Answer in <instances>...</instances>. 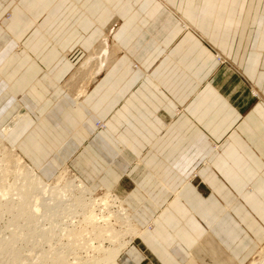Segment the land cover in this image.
<instances>
[{"label":"crops","instance_id":"obj_1","mask_svg":"<svg viewBox=\"0 0 264 264\" xmlns=\"http://www.w3.org/2000/svg\"><path fill=\"white\" fill-rule=\"evenodd\" d=\"M5 2L0 32L13 48L0 58V101L36 118L17 147L48 178L71 163L106 188L140 186L135 219L153 228L123 263L253 256L264 244V0H0V13ZM109 27L118 58L79 102L64 87L78 66L61 80L72 42L84 61Z\"/></svg>","mask_w":264,"mask_h":264},{"label":"bare ground","instance_id":"obj_2","mask_svg":"<svg viewBox=\"0 0 264 264\" xmlns=\"http://www.w3.org/2000/svg\"><path fill=\"white\" fill-rule=\"evenodd\" d=\"M112 32L113 28H110L107 31L103 30V32L97 31L96 34H93L94 36L92 35L93 41L97 43L96 46L90 41V54L64 86L73 99L75 98L80 102L83 97L87 96L98 75L112 66L118 58L120 46L113 40ZM96 122L100 123L96 133L98 135L102 127H104V123L100 119ZM4 131L6 132V130ZM0 155L7 158L6 160L5 158L0 159V171L14 175L17 178L19 175H22L23 180V182L20 179L7 185L8 182L4 181L1 172V180L6 184L0 189V195L8 197L13 194L20 198H25L31 191L38 190L43 194L31 199L32 210L36 216L40 219L45 218L41 215L43 205L41 198L46 195L50 198V206H54L59 211L55 216L56 219L54 218L55 220L52 221L50 229L46 233H44L45 231L40 232L37 234V237L40 240L43 239L50 246L56 243V241L63 243L62 247L64 251L59 252L60 254L51 250L45 251L36 257L35 260L38 262L43 261L44 264H52L54 262L69 264L65 262L66 251L78 252L79 250H83V252H86V256H88L87 261L79 258L76 260V263L74 261L72 264H81V262H83L82 264H121L123 255L130 249V243L134 240H140L145 234L146 230L135 221L134 214L127 204L131 193V198L134 197L133 192L135 191L133 190L136 187L140 189L138 184L136 187L134 185L130 186V188L134 187L133 190L127 188L128 190L124 194L120 193L117 186L116 188L113 187L111 192H107L102 197L96 198L94 188L98 184H101L102 176H98L96 180L87 184L69 166H66L58 175L53 177L54 181L51 183V181H45L37 173L34 166L24 161L22 152L18 150L13 151L2 141H0ZM206 164V166L209 165V163ZM135 171L138 170L135 169ZM197 178L193 177L192 180ZM17 182H21V184L19 183V185ZM138 192L141 194L140 197L143 198L142 193ZM9 208L10 210H17L18 213L24 214L22 212L26 211L27 204L22 202L18 203V206H14L9 203ZM149 227L150 229L153 228V224ZM13 239L7 240L6 242H10L5 247H13L11 246ZM261 249L260 254L264 256V246ZM23 254L24 256L19 255L7 264H15L19 260L23 261L26 257L34 254V252L33 250H29ZM262 263L264 264V262ZM24 264L27 263L24 262Z\"/></svg>","mask_w":264,"mask_h":264},{"label":"rangeland","instance_id":"obj_3","mask_svg":"<svg viewBox=\"0 0 264 264\" xmlns=\"http://www.w3.org/2000/svg\"><path fill=\"white\" fill-rule=\"evenodd\" d=\"M3 9L2 12L0 13L1 16H6L8 18H11L12 14L9 13V3L5 2L2 5ZM111 27V26H110ZM109 27V28H110ZM108 28V29H109ZM28 36L24 37V40L26 41ZM7 40V37L5 36V34H3L2 32H0V58L1 56L7 55V53L9 52L8 49H12L13 44L11 43H5ZM76 40H74L72 43L75 45L73 47V49L71 50V53L68 55L67 60L70 63V68L66 69L65 74L61 77V80L64 81L68 75L70 74V72L72 70H74V68H76L83 63V58L85 57V51H83V49L79 46V44H77L78 42H76ZM93 41V39L89 40ZM17 45V44H16ZM15 45V47H16ZM20 51V52H19ZM23 51L22 46L18 47L17 49V53L21 54ZM90 53V51H89ZM217 54V53H216ZM215 58L218 62H221L222 65H226L227 61L224 59V61L222 62V58L220 55H215ZM1 61V60H0ZM82 62V63H80ZM14 61H10L9 66H6L4 68L3 72H7L9 70V68L12 67ZM78 68L76 69V71L78 70ZM135 68L138 69V66L135 65ZM44 66L41 65V69L39 72V77L43 76L44 73ZM76 71L72 74V76L76 73ZM71 76V77H72ZM71 77L69 78V80L71 79ZM61 81V83H62ZM249 92L251 94V92L254 90L255 92H253L252 97L259 98V93L256 89H254L252 86H249ZM61 95V93L58 91L54 94H52V99L56 100L59 96ZM21 99V95L18 94L17 100ZM11 104V100L7 99V100H2L0 101V141H2L7 147L11 148L13 151L18 150L20 152H22L21 150L18 149L17 147V143L21 137V134L23 133L22 130L24 129V131H27L30 128V125H27L26 122H24L26 117H30L31 120H35V116L32 115L25 107L22 106V104L20 106H17L16 108H14V110L9 111V105ZM180 112V110L178 111ZM104 123V122H103ZM99 122H96V130L94 132V134L96 135L97 133V128L99 126ZM107 129L106 124L104 123V127H102V130L99 132L98 136H101L102 133H104ZM6 130V132L4 131ZM3 135V136H2ZM106 136V135H105ZM217 145H220L221 142H215ZM88 144V141H86L85 145ZM217 147V146H216ZM79 152H81V150H79ZM23 154V159L26 163H28L29 165L33 166L34 163V158L31 159L29 158V156L25 155L24 152H22ZM43 156V155H42ZM7 159L6 157H2V155H0V159ZM120 159V155L116 158V161ZM8 160L11 161V163H13V161L8 158ZM7 160V161H8ZM10 161H8L10 163ZM36 161V160H35ZM8 163V164H9ZM10 163V164H11ZM138 163V162H137ZM207 163V162H206ZM36 165V164H35ZM207 165V164H206ZM69 166L70 169H72V171L74 173H76L83 182L90 184L93 180H89L88 177L86 176H82L79 172V170H77L76 168L72 167L71 163L66 164L64 167ZM111 166H113V160L111 161ZM60 169L54 176L48 178L44 172H42L41 170L37 169L36 167H34L37 171V173L45 180V181H51V183L54 181L53 177H55L56 175H58L63 169ZM115 167V164H114ZM2 171H0L1 173ZM131 173H139L136 171H128V172H123V174L125 175H129ZM2 177H4V181L8 184H12L16 181H19L21 179L22 180V175L17 178L14 175H9L6 174L5 172H2ZM8 175V176H7ZM197 175V176H196ZM194 176V178L198 177V174H196ZM101 176V175H98ZM137 178V177H136ZM139 178V177H138ZM137 178V179H138ZM3 180H1V176H0V189H2L5 186V182ZM18 184L21 182H17ZM49 183V184H51ZM19 184V185H20ZM137 183H134V186L136 187ZM133 186L132 180L129 177H124L122 178L121 183L117 182L116 185L111 186L110 188H106L103 184H98L94 190H95V194H96V198H100L102 197L105 193L107 192H111L113 190V187H117L120 191L121 194L126 193V191L128 190L127 188H130V186ZM127 186V187H126ZM137 188V187H136ZM130 188V190H133L135 192H133V198H131L130 195V199L127 200V204L130 206L132 212H133V217L135 219V213L137 212L133 206L132 203L133 201L136 200V197L141 200L142 198L140 197V193L138 191L141 192V189L137 188V189ZM43 194L42 192H39L38 190H33L30 193L27 194V196L25 198H20L17 195H9L8 197H3L2 195H0V264H7L8 262H10L13 258L21 255L24 256L23 253L28 252L29 250H33L34 254H31L30 256L26 257L25 260H23L25 263L27 264H44V262H38L36 259V257L38 255H40L41 253H44L45 251H49L51 250L52 252H61L64 251L63 243L57 242L54 243L52 246H50L49 244H47L43 239L40 240L39 237H37V234H39L40 232L45 231L44 233H46L50 227H51V223L52 221H54L56 218V214L59 213L58 209H56L54 206H50L49 204V196H43L42 199V212L41 215L44 219H40L36 216V214L34 213V211L32 210V203H31V199L32 197H35L37 195H41ZM129 198V197H128ZM26 203L27 204V208L25 212H22L24 214L18 213L17 210H10L9 208V203H11V205L14 206H18V203ZM55 218V219H54ZM144 225L146 224L145 221H143V219H141ZM135 221L138 223V221L135 219ZM59 222V220H58ZM57 222V223H58ZM70 223V222H69ZM139 224V223H138ZM153 224L152 223H147V225H145V229L146 232H149L150 229V225ZM140 225V224H139ZM53 234V232H51ZM147 235L146 233L144 234V236ZM16 236V237H15ZM143 236V237H144ZM15 237V238H14ZM14 238V239H13ZM13 239V243L11 244V246L13 247H5L6 244H8L9 242H6L7 240H11ZM139 241V240H138ZM264 244L261 245V247L263 248ZM61 247V248H60ZM134 247L136 248L138 251L142 250L141 247H143L139 242H137L136 240L132 241L130 243L129 248ZM261 247H259V249L254 253V255H250L249 257H247L242 264H263L262 262H264V256L260 254V252L262 251ZM63 249V250H62ZM86 252L83 250H79L78 252H67L66 251V255H65V262L72 264L76 263V260L79 258L84 259L83 261H87L88 256H86L87 254H85ZM60 254V253H59ZM127 254V252H126ZM125 254V255H126ZM78 255V256H77ZM130 258V257H129ZM22 260L16 261L15 264H24ZM120 261V260H119ZM132 261V259H131ZM78 262V261H77ZM83 262H81L82 264ZM52 264H63L62 262H54ZM80 264V263H77ZM121 264H125L122 263ZM129 264V263H128ZM134 264H138L137 262H135ZM139 264H149L147 260L141 261Z\"/></svg>","mask_w":264,"mask_h":264}]
</instances>
